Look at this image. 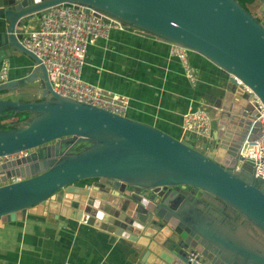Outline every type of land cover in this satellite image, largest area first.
Instances as JSON below:
<instances>
[{"label": "water", "instance_id": "95a60500", "mask_svg": "<svg viewBox=\"0 0 264 264\" xmlns=\"http://www.w3.org/2000/svg\"><path fill=\"white\" fill-rule=\"evenodd\" d=\"M258 1L260 17L237 0H0V63L26 59L18 61L20 75L0 82V117L27 113L0 127V155L27 149L0 163V221L60 213L129 240L132 264H264V251L210 226L231 229L238 215L264 235V181L239 154L244 140L259 136V122L231 76L264 104ZM67 2L117 18L123 30L182 45L227 74L209 103L213 128L203 145L51 88L40 59L17 37L40 12ZM33 82L37 99L16 96ZM80 179L90 183L75 185Z\"/></svg>", "mask_w": 264, "mask_h": 264}, {"label": "crops", "instance_id": "0c3cea01", "mask_svg": "<svg viewBox=\"0 0 264 264\" xmlns=\"http://www.w3.org/2000/svg\"><path fill=\"white\" fill-rule=\"evenodd\" d=\"M35 20L36 17L32 18L25 26L34 25ZM168 49V42L159 38L112 29L106 39L99 38L87 45L81 75L126 95V115L189 143L203 145V136L182 129V113L196 107L210 113L209 103L217 90L226 85L227 74L202 55L189 51V62L197 72L190 81L178 58ZM18 61L24 64L26 59L20 55L14 56L12 63L9 60V76L22 73ZM26 94L27 91L16 96L24 99ZM17 119L18 115L0 117V122L9 124ZM212 128L211 121L210 134ZM89 183L90 179L74 182ZM229 224L233 228L212 223L210 226L237 245L264 251V235L249 221L236 215ZM130 249L129 240L60 213H26L23 220L0 221V264H132Z\"/></svg>", "mask_w": 264, "mask_h": 264}, {"label": "built area", "instance_id": "2783aa9c", "mask_svg": "<svg viewBox=\"0 0 264 264\" xmlns=\"http://www.w3.org/2000/svg\"><path fill=\"white\" fill-rule=\"evenodd\" d=\"M96 15L84 11L72 3L52 5L40 12L34 25L24 26L19 32V42L34 52L45 67L51 88L60 95L83 101L112 113L125 115L128 108V97L111 91L104 86L89 81L81 75L85 64L87 45L96 39L109 36L110 30H123L120 20L110 15ZM169 53L176 56L182 66L185 76L194 80L196 69L188 59L189 50L179 44L168 42ZM6 60L0 63V82L7 78ZM242 91L248 94L247 104L255 112L259 122L260 134L253 140H244L239 154L250 160L253 176H259L264 181V104L254 91L235 75H231ZM38 93V94H37ZM39 95L37 89L27 91V99H35ZM211 113L205 108L196 107L182 113L181 127L200 136L210 134ZM27 149L0 155V163L22 156ZM14 178L8 179V181ZM264 190V184H263Z\"/></svg>", "mask_w": 264, "mask_h": 264}, {"label": "rangeland", "instance_id": "374dc122", "mask_svg": "<svg viewBox=\"0 0 264 264\" xmlns=\"http://www.w3.org/2000/svg\"><path fill=\"white\" fill-rule=\"evenodd\" d=\"M259 6H260V4H259V1L258 0H251L250 2H247L246 4H245V7L251 12V13H253L254 15H256L257 17H260V11H259ZM9 70V66H8V68H7V71ZM27 87L28 88H32V83H30V84H28L27 85ZM38 94V93H37ZM25 116H24V114H22V113H18V118L19 119H17V120H14V121H12L11 123H9V124H11V125H18L19 123H21V121H19L20 119L22 120L23 118H24ZM6 118H8V117H6ZM14 220V219H13Z\"/></svg>", "mask_w": 264, "mask_h": 264}, {"label": "trees", "instance_id": "16d2710c", "mask_svg": "<svg viewBox=\"0 0 264 264\" xmlns=\"http://www.w3.org/2000/svg\"><path fill=\"white\" fill-rule=\"evenodd\" d=\"M241 5H243V6H245V4L247 3V2H250L251 0H237ZM190 51V50H189ZM35 99H37V98H35ZM22 114H24V116L27 114V113H22ZM10 126H13V125H11V124H5V123H1L0 122V127H10ZM85 142H81V143H79V144H77L76 146H75V149H79L83 144H84Z\"/></svg>", "mask_w": 264, "mask_h": 264}]
</instances>
